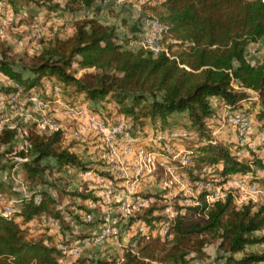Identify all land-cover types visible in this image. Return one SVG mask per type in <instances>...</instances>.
Listing matches in <instances>:
<instances>
[{"label":"trees","instance_id":"trees-1","mask_svg":"<svg viewBox=\"0 0 264 264\" xmlns=\"http://www.w3.org/2000/svg\"><path fill=\"white\" fill-rule=\"evenodd\" d=\"M3 1L6 7L14 4V0ZM22 1L52 7L51 0ZM102 1L64 0L61 10L75 14ZM159 5L160 21L167 26L162 44L167 35L175 42L169 45L168 55L161 52L153 56L148 50L133 45L141 38L148 22L144 12L132 23L122 20L118 24H107L91 16L75 20L73 31L67 36L48 39L26 62L15 64L8 59L5 49L0 50V75L18 84L24 92L41 86L43 78H48L59 85L65 96L87 103L96 114H101L102 109L109 112L107 104L111 101L115 105L114 115H128L133 122L142 123L147 117L159 128L181 125L188 132L182 142L189 156L188 165L182 169L189 175L194 170L204 175L199 170L207 169L208 174L224 179L231 174L264 169V156L257 150L241 147L232 140L216 142L210 138L208 126L216 111L211 97L232 110L239 109L243 101H251L256 108L254 119L262 126L264 56L258 63L251 64L250 48L259 40L264 41V0H161ZM150 9L156 11L154 7ZM5 12L0 16L10 15L12 25L29 20L15 9ZM172 47L176 48L175 53ZM72 65L74 71H81L79 77L68 72ZM12 90L4 80L0 81V93ZM248 91L257 96L253 97ZM16 138V128H3L0 145H5L6 151L13 150ZM26 139L30 144L27 152L17 153L26 160L16 165L23 170L26 184L32 182L41 187L31 191L30 197L22 200L11 216L0 215V264H64L59 262L61 258L65 264H188L191 259L202 258L204 247L212 241L216 242L217 252L214 264L264 262V251H243L246 245L263 240V236L254 232L264 230V205L256 207L246 203L236 207L229 194L206 211L204 204L185 207L189 214L175 217L165 234L155 229L154 222H159V217H137L148 225L149 231L137 233L130 239L131 247L123 248L118 260L100 255L101 244L88 247L84 250L86 254L77 257L63 255L56 243H67L68 240H63L64 229L72 230L73 226L64 220L65 216L87 230L93 223L101 224L99 211L93 223H83V214L89 209L76 201H94L97 210L102 208L101 197H94L91 189L87 193L78 191L79 186L86 184L79 173L91 167L97 174L101 165L95 154L90 155L85 149L77 151L80 144L86 148L88 142L65 143L60 130L35 132L29 129ZM66 168H70L73 175ZM46 171L58 172L70 182L66 188L62 187L49 181ZM101 174L109 178L107 172ZM49 188L70 197L72 202L68 206L74 208L67 207L65 212L59 209L61 200ZM145 210L151 214L155 209ZM48 220H56L58 224L54 226L47 223ZM134 221L135 217H127L120 233L129 229ZM29 223L37 228L35 237L31 235L33 230L27 234ZM239 252H243L242 255L235 257Z\"/></svg>","mask_w":264,"mask_h":264},{"label":"rangeland","instance_id":"rangeland-1","mask_svg":"<svg viewBox=\"0 0 264 264\" xmlns=\"http://www.w3.org/2000/svg\"><path fill=\"white\" fill-rule=\"evenodd\" d=\"M160 1L161 0H104L102 2H98V4H96L95 6H92L88 9H82L75 14H70L61 10L62 8H64V0H51L50 4L52 5V7L50 8L45 4H42V6L41 4L37 6L28 2H24L22 0H14L13 6L9 7H6L4 3V6L0 10V13H7L5 11L8 10V12H10V10L15 9L17 13L26 16L29 20H25L24 23L21 25L16 26L11 24L9 27L3 29L2 33L0 34V50L5 49L7 52L6 55L8 59L13 61L15 64L26 62L27 59L34 52H36L40 48V46L45 43L48 39L54 36L65 37L70 34L73 31V22L75 20L87 19L91 16H96L97 18H99L100 21H104L109 24H113L115 21H117V23H120L122 20L132 23L136 19H138V16L141 15V12H144L147 15V21L150 18H156L160 20L159 12L162 11L159 5ZM54 4H57L58 6L55 7ZM151 7H154L156 11L151 10ZM48 15L55 16V20H53L51 23H43L41 25L38 24V26L40 27L39 29L41 33V40L37 41L34 37L32 24L37 20V18L47 17ZM6 19H10V15L5 14V17L0 16V21ZM162 23L164 22L162 21ZM173 43L175 42L167 35V37L163 39L164 49H167L168 51L169 45H172ZM253 47L254 52L252 58L250 59V63L256 64L264 56V41L259 40L257 43L253 44ZM171 51L172 53H175L176 48L172 47ZM74 70L75 66L72 65L68 69V72L73 74L75 77H79L81 71ZM2 80H4L5 84L9 85V81L5 80L2 75H0V81ZM51 83L52 82L48 78H43L42 85L39 87L37 86L36 88H31L30 91L39 93L44 85H50ZM70 87L73 88V85H70ZM233 87L237 89V86L235 84H233ZM248 92L253 97L257 96L252 91ZM59 96L60 103H62L63 105L69 104L83 106L90 114H93L97 118L101 119L107 126H112L114 124H118L120 121H123L124 123H126V125L130 126L129 129L132 130L134 137H136V141L133 144L134 150L130 149L126 152V154L121 155L120 159L123 163V166L120 169L110 170L107 167L101 166V170L97 174L91 172L89 173V175L85 176L83 174L81 175V172L79 173V178H81L83 181H86V188L85 186H79L78 191L81 193H87L91 189V194H93L94 197H101L102 208L98 207L100 210L97 211L100 212L101 210L105 209L110 211L115 216L116 223L117 221H119L118 223L121 224L120 229L122 228L123 224L120 218V214L122 215L124 211L122 210L123 205L128 202H132L135 196L143 198L144 206L132 212L130 211V213L127 214V217H135L134 223L130 226L129 229H126L121 233L119 230L116 237H111L104 241L99 247L100 255L105 256L109 259L118 260L121 256L122 249L128 248L129 246L131 247L130 239L135 237L137 233L147 234L149 231L148 225H146L144 221L137 217L141 216L145 217V219L151 217H159L160 219H175V217L181 215L182 213H184L185 215L189 214L185 212L184 208L192 207V201L194 200H197L199 202V197L206 192L207 188L209 189L212 187H216L219 190L218 192L220 194L230 193L232 197V202L236 207H239L240 205L246 203H251L256 207L264 205V200L261 199L260 194L252 192L247 187H242L241 189H231V187L228 186L227 180H229L231 177L239 176L242 174H231L228 175L226 178L222 179L220 177H217V175L208 174L206 172L207 169L199 170L200 172H204V175L198 174V170H194L190 175L187 173V171H184L182 168H186L189 162L184 166H180V164H178L177 160L175 159V155H177L179 151H183V153H185V145L183 144L182 140L188 136V132L185 131L181 125H177L172 129L159 128L157 126V123L152 125L149 121V118L147 117L143 118L142 123H140L139 121L133 122L131 117L128 115H114L113 109L115 108V105L111 101H109L107 104V107H109L110 109L109 112L105 109H102L104 111H101V114H96L90 110V108L87 106V103L79 102V100L76 98L72 100L71 97L65 96L61 92V90ZM210 101L212 103V106L216 109L214 116L208 124L211 131L210 138L214 139L216 142H219V139L229 142L232 140L236 141L239 145L238 132L236 131L231 122V117L233 114L239 113L241 111L244 112L245 110H247V114L251 117L253 121V129L249 134L247 142L248 144L239 146L247 147L248 149H250L249 146L252 145L254 148H252L251 150H257L258 153H260L259 155L262 154L264 156V145L261 144L262 135H264V121L262 123V126L260 127L257 121L254 119V112L256 108L251 103V101L241 102L240 106L238 107L239 109L235 110L230 109L226 105L220 104V101L216 97H211ZM59 104L54 103V101H51V103L49 104V109L45 113H49L53 121L58 125V127L63 129L65 143H69L71 140L77 141L78 143L88 142V146H86V148L84 146H81L80 144V147L77 148V151L78 149H85L86 153L90 155H97L99 152V148L97 142L98 140H96L95 137L89 135L85 141H81L79 139H75L67 135L68 130L76 128V126L81 124V122L75 119L67 118L64 115L62 108L63 106H59ZM226 107H228L229 109ZM21 113L22 116L20 117L13 116L11 113H8V124L16 125L18 127L29 125L30 121L28 118H25V116L30 114L34 115L31 111L30 105L23 106ZM103 114L106 115L105 118ZM35 116L39 117V114ZM181 132L185 133L184 137L173 138L169 136L171 135V133ZM163 135L167 136L168 140H157V136ZM138 147L145 148L148 151L150 150L152 153L158 154V156L160 157L159 159L164 160L167 163L164 164L162 168L159 167L158 164L154 165V163V167L152 169V166H149L148 168L151 169V172L148 173V170H145L144 173L141 174L140 179L135 183V188L133 192H131L135 196L133 194L126 195V193L124 192V190H126L125 178L133 180L134 165L137 163V165L142 168L148 165L147 158L139 160V157L137 156L135 150ZM5 149V145H0V185H3V190L0 193H6V196L8 198L17 197L20 190V181L25 182V188L28 189L29 193L33 190L39 189L41 186L37 183V185L32 182L26 184V181L24 180V172L22 169L20 175H14L15 177L13 178L10 177L11 169L14 167L19 168L18 165L16 166L18 162L16 158L19 157V155L17 154L18 152L13 153V150L6 151ZM148 157L153 162L151 158L152 156L148 155ZM262 164L264 167V157L262 159ZM4 165L7 166L5 167ZM66 170L70 175H73V171L70 168H66ZM117 171H119V173ZM104 172H107L109 174V178L105 177L104 174H101ZM45 174L49 181H53L57 184H60V186L62 187H65L67 182L69 181L66 176L58 172L46 171ZM156 174H159L158 178L161 177V179H163L164 181L173 180L174 178V182L178 192L175 189L176 192L171 193L168 198H160V196H158L157 190L149 187L146 188L145 185L147 184L148 178L151 179ZM243 174H252L257 180L264 179V169L261 170L256 168L254 169V171H248ZM195 179L203 180L206 184L203 185V187L196 188L192 186V183ZM109 181L111 182L115 197L111 200L110 204H104L103 200H105V191L109 186ZM71 187L72 184L70 185V189H72ZM49 191L53 195H57L58 199L61 200V203H59L58 208L63 209V212H65L64 209L67 207L74 208V206H68L72 202L70 197L63 196L61 194L59 195L56 193L55 189L52 188H49ZM76 201L77 203H82L86 205V208L90 207L93 204L97 205V203H95L94 201L88 202L78 199H76ZM86 202H88V204ZM149 207H154L155 209L151 214L146 213L145 210ZM73 211L76 212V209H74ZM68 223L74 225V222L72 220L68 221ZM95 224L96 223L91 224L88 228L89 230L85 228H75L74 226H72V230L74 232H71L72 230L70 229H64L65 235L63 240H69L73 238H84L89 233H92L93 231H96L98 229L99 225L96 226ZM154 224L157 225L155 229L161 231V233L164 234L162 232L163 226L160 225V223L157 221L154 222ZM26 229L27 234H30L29 231L32 230V236L35 237V235L37 234V228L33 223L27 224ZM254 234L257 236H263V240L259 243L246 245L243 250L244 252L260 253L264 251V230L262 229L259 231H255ZM94 246L95 245H92L91 248H94ZM203 251L204 256L202 258L191 259L188 264H214L215 256L217 255L216 242H209L204 247ZM242 253L243 252L236 253L235 257H240ZM81 254L83 255L86 253L84 251ZM60 260L61 261L59 262L63 261L62 258ZM257 264H264V262H260Z\"/></svg>","mask_w":264,"mask_h":264},{"label":"built area","instance_id":"built-area-1","mask_svg":"<svg viewBox=\"0 0 264 264\" xmlns=\"http://www.w3.org/2000/svg\"><path fill=\"white\" fill-rule=\"evenodd\" d=\"M3 6L4 1L0 0V10ZM53 20H55V16L48 15L47 17L37 18V20L32 24L34 37L37 41L41 40L40 27L38 24L41 25L43 23H51ZM11 24L12 22L10 19L0 21V34L4 28L9 27ZM166 29L167 26L160 20L156 18H150L141 38L134 41L133 45L140 46L148 50L153 56L158 55L161 52L168 55V51L167 49H164L161 41ZM253 52L254 47L251 46L250 54H253ZM9 86L13 88L12 91H9L5 94L0 93V132L3 128H16L17 144L14 146L12 151L13 153L19 151L24 153L27 152L28 148L30 147V144L26 139L29 129L35 132H52L60 130L63 133V129L58 127V125L53 121L51 115L49 113H45L49 109V104L51 101H54V103L57 104L60 103V87L58 84L51 83L50 85H44L39 93L32 91L24 92L18 84L11 80L9 81ZM25 105H30L31 111L34 114L26 115L27 117L25 116V118H28L30 121L29 125L18 127L16 125L8 124L7 114L11 113L13 116L20 117L22 116V108ZM59 106H63V112L67 118L75 119L81 122V124L77 125L76 128L67 131V135H69V137L85 141L89 135H92L96 138V140H98L97 142L99 152L95 156L96 161L100 163L101 166L107 167L110 170L120 169L123 166V163L120 159L121 155L126 154V152L130 149L134 150L133 144L136 141V137H134L132 130L129 129L130 126L126 125V123L123 121H120L118 124H114L112 126H107L101 119L97 118L93 114H90L85 107L80 105H63L60 103ZM37 114H39V117L35 116ZM231 122L238 132L239 145L248 144V137L251 130L253 129V121L251 117L246 112L241 111L232 115ZM169 136L173 138L184 137L185 133H171ZM157 140H168V138L165 135L157 136ZM261 144L264 145V135H262ZM249 148L252 149L254 147L251 145ZM135 150L139 160L147 158L148 165H146L147 167L144 166V168L137 165V163L134 165L133 180L125 178L126 190H124V192L126 195L133 194L131 192H133L135 188V183L140 179L141 174H143L145 170H148V173L151 172V169L154 167L153 163L154 165L158 164L161 168L167 163L164 160L159 159L160 157L158 154L152 153L150 150L149 152L147 149L140 147L136 148ZM148 155L152 156L151 158L153 162L148 157ZM16 159L18 161L17 163L26 160L25 157L21 156L17 157ZM175 159L177 160L178 164H180V166H184L189 162V156L186 153H183V151H179L178 154L175 155ZM149 166H152L151 169L148 168ZM92 170L93 169L91 167L86 168L81 171V175L83 174L87 176L92 172ZM117 172L119 173V171ZM20 174L21 168L18 167H14L10 171L11 178L15 177L14 175L18 176ZM158 176L159 174H156L153 178H148L147 184L145 186L146 188L149 187L157 190L158 196H160V198H168L171 193H175L177 190L174 178L173 180L164 181L161 179V177L158 178ZM108 184L109 186L105 191V200H103L104 204H110L111 200L115 197L111 182L109 181ZM205 184L206 183L203 180L195 179L192 183V186L198 188L203 187ZM227 184L229 187H231V189H241L242 187H247L252 192L260 194L261 199L264 200V179L257 180L252 174H242L231 177L229 180H227ZM218 191L219 190L216 187L209 189L207 188L206 192L199 197V202L194 200L192 201L191 206L194 207L204 204V211H206L214 202L223 201L228 194L231 195L230 193L220 194ZM29 197L30 193L28 189L25 188L24 181H20V190L17 197L7 199L0 193V215L11 216L21 205L22 200L28 199ZM143 206V198L135 196L132 202H128L123 205L122 210L124 211L122 215L120 214L121 222L124 224V220L130 211L132 212L134 210L140 209ZM88 209L89 211L83 214V223H93L96 220L97 213H99L97 211L96 204L91 205L88 207ZM100 212L101 224L98 226L96 231L89 233L84 238H73L69 239L67 243H56V247L63 255L77 257L88 247H91L92 245H100L107 239L117 236L121 225L118 223L119 221L116 223L115 216L107 209ZM64 220L71 221L69 216H65ZM48 223H51L54 226L58 224L56 220H48ZM159 223L163 226L162 232L165 234L174 224V219H161ZM44 225L45 224H42V226ZM73 226L75 228L81 227L76 222H74Z\"/></svg>","mask_w":264,"mask_h":264},{"label":"crops","instance_id":"crops-1","mask_svg":"<svg viewBox=\"0 0 264 264\" xmlns=\"http://www.w3.org/2000/svg\"><path fill=\"white\" fill-rule=\"evenodd\" d=\"M96 4H98V2H97ZM98 20H99V18H98ZM99 21H100V20H99ZM100 22L107 23V22H104V21H100ZM107 24H109V23H107ZM113 24H118V23H117V21H115ZM2 186H3V185H0V192L3 190V189H2V188H3ZM1 194L4 195V197H6L7 199L11 198V197L8 198V197L6 196V193H1ZM62 262L65 264V261H62Z\"/></svg>","mask_w":264,"mask_h":264}]
</instances>
